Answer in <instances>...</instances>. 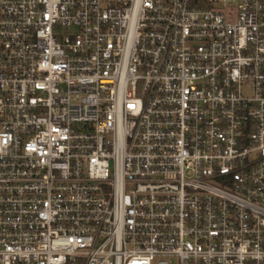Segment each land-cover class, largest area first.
I'll list each match as a JSON object with an SVG mask.
<instances>
[{
    "label": "built area",
    "instance_id": "2783aa9c",
    "mask_svg": "<svg viewBox=\"0 0 264 264\" xmlns=\"http://www.w3.org/2000/svg\"><path fill=\"white\" fill-rule=\"evenodd\" d=\"M0 264H264V0H0Z\"/></svg>",
    "mask_w": 264,
    "mask_h": 264
},
{
    "label": "rangeland",
    "instance_id": "374dc122",
    "mask_svg": "<svg viewBox=\"0 0 264 264\" xmlns=\"http://www.w3.org/2000/svg\"><path fill=\"white\" fill-rule=\"evenodd\" d=\"M224 1H226V2H232V3H234L236 0H224Z\"/></svg>",
    "mask_w": 264,
    "mask_h": 264
}]
</instances>
